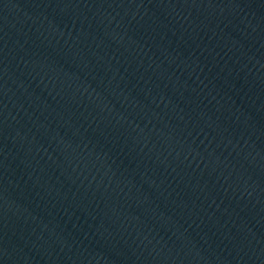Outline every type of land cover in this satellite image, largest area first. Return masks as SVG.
I'll use <instances>...</instances> for the list:
<instances>
[{"label": "water", "instance_id": "water-1", "mask_svg": "<svg viewBox=\"0 0 264 264\" xmlns=\"http://www.w3.org/2000/svg\"><path fill=\"white\" fill-rule=\"evenodd\" d=\"M0 264H264V0H0Z\"/></svg>", "mask_w": 264, "mask_h": 264}]
</instances>
